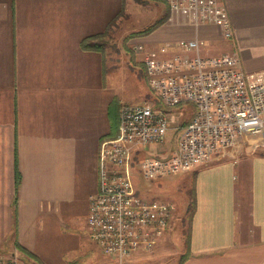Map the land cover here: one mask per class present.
I'll return each mask as SVG.
<instances>
[{
    "label": "crops",
    "instance_id": "0c3cea01",
    "mask_svg": "<svg viewBox=\"0 0 264 264\" xmlns=\"http://www.w3.org/2000/svg\"><path fill=\"white\" fill-rule=\"evenodd\" d=\"M150 1L0 0L1 255L30 253L43 264H67L64 256L83 245L84 230L93 240L87 217L99 185V148L117 132L111 109L118 99L104 49H84V38L106 34L114 19V31L124 30L126 16L149 2L156 18L147 26L158 24L130 40L142 65L137 42L155 48L197 39L199 53H236L247 80L264 81V0H218L227 9L230 38L194 10ZM166 110L171 123L175 108ZM258 143L254 151L232 149L192 169L182 264H264V141ZM189 202L186 195L171 223ZM171 223L155 248L171 237Z\"/></svg>",
    "mask_w": 264,
    "mask_h": 264
},
{
    "label": "built area",
    "instance_id": "2783aa9c",
    "mask_svg": "<svg viewBox=\"0 0 264 264\" xmlns=\"http://www.w3.org/2000/svg\"><path fill=\"white\" fill-rule=\"evenodd\" d=\"M162 1L173 10H194L202 22L216 23L224 37L232 36L227 9L218 0ZM199 46L197 39L134 46L143 54L149 86L164 105L190 103L194 110L179 126L172 154L140 156L144 148L165 141L169 119L151 101L121 104L115 136L100 143L99 185L87 217L91 237L106 257L101 264H150L144 258L165 236L177 210L172 201L140 196L133 167L151 181L192 170L232 149L254 151L264 141V81L247 80L238 54L203 55ZM252 135L258 139L250 143ZM15 262L0 254V264Z\"/></svg>",
    "mask_w": 264,
    "mask_h": 264
},
{
    "label": "rangeland",
    "instance_id": "374dc122",
    "mask_svg": "<svg viewBox=\"0 0 264 264\" xmlns=\"http://www.w3.org/2000/svg\"><path fill=\"white\" fill-rule=\"evenodd\" d=\"M153 1V0H152ZM150 1L151 3H153ZM138 14H130L126 16L123 29L114 31L113 25L108 32L105 40L104 55L106 56L108 66V80L113 83L117 93V101H128L129 103H142L151 101L157 104L164 112L167 107L156 96L147 82L144 64L140 62V54H135L131 47V42L138 41L141 35H133L134 31L150 24L156 18L155 9H150L149 2L142 3ZM157 6L164 9V4L158 2ZM144 27V28H146ZM133 35V36H132ZM132 39V41H130ZM138 43V42H137ZM122 99V100H121ZM124 103V102H123ZM122 104V103H121ZM112 109V119L117 114L119 119L120 106ZM191 108L193 105L185 103L175 108L173 120L166 134L163 143L153 144L145 152L146 154H155V156H168L171 150L177 144L179 134V126L186 123L191 118ZM171 113V111H167ZM167 115V114H166ZM172 118V117H171ZM118 123V122H117ZM178 126V127H177ZM250 143L257 140V135L249 136ZM193 170L170 174L165 177L147 181L141 178V174L136 167H133L132 178L137 193L149 200H168L176 203L179 211L184 210V202L186 195L189 196L188 212L184 214L176 213L172 226L171 237H165L161 245L145 256L144 261L150 264H180L181 256L187 252L188 231L190 223V213L193 207L192 191H193ZM184 215V216H183ZM85 237L88 238L86 230L83 231ZM83 240V245L78 248H71L70 253L64 256L68 258L67 264H101L106 257L102 253L100 246L94 240ZM184 252V253H183ZM2 253V252H1ZM183 253V254H182ZM188 253V252H187ZM24 254V253H23ZM72 254V255H69ZM2 255L7 259H15L16 264H43L38 259L30 255ZM137 256L135 255L134 258Z\"/></svg>",
    "mask_w": 264,
    "mask_h": 264
},
{
    "label": "trees",
    "instance_id": "16d2710c",
    "mask_svg": "<svg viewBox=\"0 0 264 264\" xmlns=\"http://www.w3.org/2000/svg\"><path fill=\"white\" fill-rule=\"evenodd\" d=\"M114 23H115V19L110 23V25H109V27H108V30H107L106 34L94 35V36H90V37H86V38H84V39L82 40V42H81L82 47H83L84 49H86V50L96 49V50H100V51H102V50L104 49V47H105L106 36L108 35V32H109L110 27H111ZM157 24H158V22L155 23V24H153V25H151V26H147L146 28H144V29H142V30H139V31L133 33V35H136V36H137V35H145V34L149 33L151 30H153ZM133 35H132V36H133ZM118 106H119V102H118V101H115L114 103H112V109H113V111H114V107H115V109H117ZM112 109H111V110H112ZM118 117H119V115H118ZM114 118H117V114L114 115ZM117 122L119 123V119H116V124H118ZM117 128H118V125H117ZM192 208H193V207H192ZM191 211H192V210H191ZM190 215H191V213H190ZM187 254H188V253L186 252L185 254H183V255L181 256L180 264L183 263V261H184V259L186 258ZM29 255L32 256L30 253H29ZM33 258H34V257H33Z\"/></svg>",
    "mask_w": 264,
    "mask_h": 264
}]
</instances>
